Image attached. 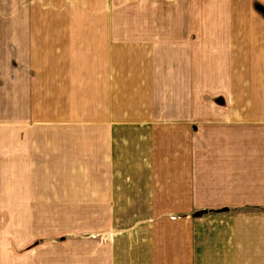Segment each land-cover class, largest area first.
Returning a JSON list of instances; mask_svg holds the SVG:
<instances>
[{"label":"crops","instance_id":"crops-1","mask_svg":"<svg viewBox=\"0 0 264 264\" xmlns=\"http://www.w3.org/2000/svg\"><path fill=\"white\" fill-rule=\"evenodd\" d=\"M0 264H264V0H0Z\"/></svg>","mask_w":264,"mask_h":264},{"label":"trees","instance_id":"trees-1","mask_svg":"<svg viewBox=\"0 0 264 264\" xmlns=\"http://www.w3.org/2000/svg\"><path fill=\"white\" fill-rule=\"evenodd\" d=\"M197 214H201V213H197Z\"/></svg>","mask_w":264,"mask_h":264}]
</instances>
